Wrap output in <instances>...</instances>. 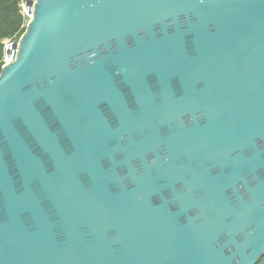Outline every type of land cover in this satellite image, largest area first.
I'll use <instances>...</instances> for the list:
<instances>
[{
	"label": "water",
	"instance_id": "95a60500",
	"mask_svg": "<svg viewBox=\"0 0 264 264\" xmlns=\"http://www.w3.org/2000/svg\"><path fill=\"white\" fill-rule=\"evenodd\" d=\"M0 68V264H258L264 0H34Z\"/></svg>",
	"mask_w": 264,
	"mask_h": 264
},
{
	"label": "trees",
	"instance_id": "16d2710c",
	"mask_svg": "<svg viewBox=\"0 0 264 264\" xmlns=\"http://www.w3.org/2000/svg\"><path fill=\"white\" fill-rule=\"evenodd\" d=\"M20 0H0V68L4 54L3 41L14 35L20 36L23 19L19 10ZM258 264H264V256Z\"/></svg>",
	"mask_w": 264,
	"mask_h": 264
},
{
	"label": "built area",
	"instance_id": "2783aa9c",
	"mask_svg": "<svg viewBox=\"0 0 264 264\" xmlns=\"http://www.w3.org/2000/svg\"><path fill=\"white\" fill-rule=\"evenodd\" d=\"M29 2H34V0H20L19 2V10L20 14L23 19V24L21 26V29L25 28L26 23L30 19V8L28 6ZM18 35H14L12 37H9L3 41V50L4 54L1 60V67L5 64H8L14 60L15 53H16V46L19 40Z\"/></svg>",
	"mask_w": 264,
	"mask_h": 264
}]
</instances>
